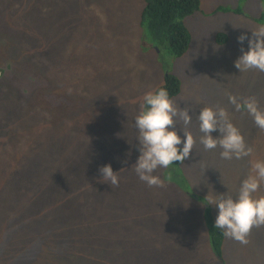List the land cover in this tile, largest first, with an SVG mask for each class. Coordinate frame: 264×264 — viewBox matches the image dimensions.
Returning <instances> with one entry per match:
<instances>
[{"label": "rangeland", "instance_id": "rangeland-1", "mask_svg": "<svg viewBox=\"0 0 264 264\" xmlns=\"http://www.w3.org/2000/svg\"><path fill=\"white\" fill-rule=\"evenodd\" d=\"M200 2L184 19L187 51L172 57L143 37L144 0H0V264H264V225L246 243L224 236L219 259L205 216L264 160V129L229 100L264 110V71L234 65L237 37L264 26V0ZM164 64L180 80L170 99L192 117L174 127L195 143L181 181L158 168L163 184L149 186L135 171V117ZM206 106L226 110L249 155L200 143ZM107 163L117 185L100 179Z\"/></svg>", "mask_w": 264, "mask_h": 264}, {"label": "clouds", "instance_id": "clouds-1", "mask_svg": "<svg viewBox=\"0 0 264 264\" xmlns=\"http://www.w3.org/2000/svg\"><path fill=\"white\" fill-rule=\"evenodd\" d=\"M241 44V54L234 61L239 71L256 68L264 71V26L237 37ZM247 41V49L243 47ZM229 100L237 108L244 107L254 118L255 124L264 129V110L258 107L254 98L247 99L242 105L237 103L236 97ZM185 125L191 123V114L187 108L178 109L170 99L168 90L157 87L145 93L141 111L135 117V127L138 130L139 155L135 171L139 178L149 186H161L163 181L154 175L158 168H169L176 162L189 158L195 139L191 131L182 132L174 127L176 118ZM200 143L206 149L219 146L220 155L224 159H240L251 153L240 130L229 120L225 109L204 107L198 113ZM215 133V135H214ZM255 175H249L241 184L236 196L225 193L215 195L210 204L217 209L214 227L222 230L227 237L246 243V237L253 226L264 225V196H255L261 181H264V160H257L253 164ZM102 182L111 185L119 183L118 171H114L111 163L99 168Z\"/></svg>", "mask_w": 264, "mask_h": 264}, {"label": "trees", "instance_id": "trees-1", "mask_svg": "<svg viewBox=\"0 0 264 264\" xmlns=\"http://www.w3.org/2000/svg\"><path fill=\"white\" fill-rule=\"evenodd\" d=\"M200 3V0H144L140 11L144 39L159 49L164 48L172 57L182 56L187 51L191 39L184 19L199 11ZM164 71L163 82L157 87H165L172 98L179 93L180 80L175 74L169 72L167 64H164ZM182 162H176L166 168L167 179L179 182L181 178H184L180 169ZM196 197L204 204L206 203L202 196ZM205 216L212 251L221 259L225 235L222 230L214 227V218L208 205H206Z\"/></svg>", "mask_w": 264, "mask_h": 264}]
</instances>
